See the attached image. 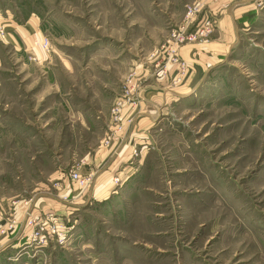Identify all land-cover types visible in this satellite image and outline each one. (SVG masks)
<instances>
[{"label":"rangeland","instance_id":"obj_1","mask_svg":"<svg viewBox=\"0 0 264 264\" xmlns=\"http://www.w3.org/2000/svg\"><path fill=\"white\" fill-rule=\"evenodd\" d=\"M192 1L0 0V22L33 17L51 58L0 43V240L16 202L71 183L116 102L137 104ZM255 8L226 57L149 114L148 136L130 143L133 173L109 199L63 218L62 243L26 238L0 264H264V0Z\"/></svg>","mask_w":264,"mask_h":264},{"label":"crops","instance_id":"obj_2","mask_svg":"<svg viewBox=\"0 0 264 264\" xmlns=\"http://www.w3.org/2000/svg\"><path fill=\"white\" fill-rule=\"evenodd\" d=\"M257 1L219 0L218 4L208 1V8L212 10L216 20V28L208 42L184 45L178 50V55L187 65L182 81L179 84H173L178 73L175 64L167 63L156 74L152 72L154 68L148 69V72L143 74L146 82L139 94L137 104L125 105L121 111L122 124L119 127L110 124L102 138L105 140V136H111L108 134L110 130L113 134L111 141L88 149L81 161L76 163L75 167L80 175H90L89 181L83 186H78L73 181H70L69 185L60 182L59 185L57 184L59 189L56 188L57 191L54 190L53 194L43 197L44 200L34 202L35 200H29V198L23 204L16 202L13 212L10 213L14 221L11 236L0 240V249L18 247L26 242L30 231V228L25 226L27 215L37 216L38 213L53 212L69 221L71 217L69 215L79 207H85L87 202L109 199L115 185L113 178H124L123 181L133 173L134 167L130 160L133 147L130 143L131 140L148 136V127L153 120L149 114L166 108L165 106L177 96H187L209 70L226 57L237 40L239 23L245 24V19L254 13ZM219 4H225V8H221ZM36 23L33 17H29L21 25L3 19L0 27L4 30V35L0 36V43L22 48V51L31 54L30 58L36 61V64L48 66L51 64V58L49 53L41 47L43 38L38 34L39 29ZM161 62L156 59L154 65L159 66ZM127 119L131 121L127 122ZM63 196L66 198L63 199Z\"/></svg>","mask_w":264,"mask_h":264},{"label":"built area","instance_id":"obj_3","mask_svg":"<svg viewBox=\"0 0 264 264\" xmlns=\"http://www.w3.org/2000/svg\"><path fill=\"white\" fill-rule=\"evenodd\" d=\"M208 1H211L213 4L219 3V0H193L190 4H187L183 18L178 23L174 24L160 44L159 53L162 54V56L159 57L161 61L164 60V67L167 63H172L178 68L177 76L173 80V84L175 85L182 81L187 71V65L178 55V50L184 45L195 43L204 44L208 42L216 28V20L212 10L208 8ZM219 5L221 8H225V4ZM3 35L4 30L0 27V36ZM40 44L45 51L49 50V42L47 39L44 38ZM124 101H128V104L132 106L136 104V101L130 96H127V99ZM122 107V102H116L111 107V117L115 121V127H119L122 124ZM126 121L130 122L131 119H127ZM112 136V133L111 136L107 135L103 143L108 144ZM133 152L136 153V150ZM67 175L69 181L77 182L80 186L85 185L90 179V175H80L76 167L72 168ZM118 180V177L113 178L115 184ZM62 198L65 199L66 197L63 196ZM13 223L14 221L11 220L8 229L14 227ZM25 226L30 228L27 235L30 243H36L38 245H44L54 241L62 243L67 237L68 225H66L61 217L53 212L39 216L28 215L25 219ZM1 227L2 224L0 223V229Z\"/></svg>","mask_w":264,"mask_h":264}]
</instances>
